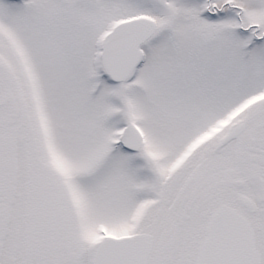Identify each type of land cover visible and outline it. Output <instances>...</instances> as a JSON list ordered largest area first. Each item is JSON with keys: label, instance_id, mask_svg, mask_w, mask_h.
I'll return each mask as SVG.
<instances>
[{"label": "snow or ice", "instance_id": "obj_1", "mask_svg": "<svg viewBox=\"0 0 264 264\" xmlns=\"http://www.w3.org/2000/svg\"><path fill=\"white\" fill-rule=\"evenodd\" d=\"M0 264H264V0H0Z\"/></svg>", "mask_w": 264, "mask_h": 264}]
</instances>
